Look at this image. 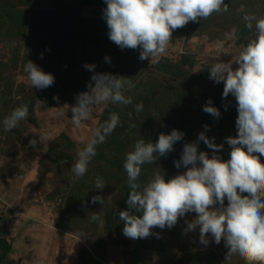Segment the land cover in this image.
<instances>
[{
    "label": "rangeland",
    "instance_id": "rangeland-1",
    "mask_svg": "<svg viewBox=\"0 0 264 264\" xmlns=\"http://www.w3.org/2000/svg\"><path fill=\"white\" fill-rule=\"evenodd\" d=\"M19 1V4L24 3L23 0ZM34 2L38 7L31 15L41 16L46 10H54L57 15L70 13L73 17L76 14L87 22L102 20V10L106 7L102 0H92V3L84 0ZM225 3L228 4V11L214 12L204 20L198 18L173 30L167 51L154 57L155 62H150V58L140 60L139 48H125L138 54L139 63L135 74H121L134 83V87L125 93L148 84L159 86L162 91L161 97L146 98V112L138 114L134 110L135 99L128 105L107 102L95 106L79 128L73 125L70 111L76 100H70L68 96L65 100L50 102L39 95L40 92L31 86L23 71L25 63L31 60L23 38L6 31L0 34V67L6 66L3 73L6 81L4 83V78L0 80V121L19 105L33 109L11 131H5L0 125V238L11 244L10 254L3 264H243L236 258L225 260L227 253L222 244L211 241L206 246L201 244L198 227L184 233L185 219H193L196 215L194 212L179 218L172 228L153 227L152 234L146 238L132 239L125 235L122 239L117 238L114 233L116 229L110 231L104 227L108 212L105 214L94 203H86V196L99 195L97 192L100 189L95 188L93 175L77 178L71 171L77 151L88 142L94 129L106 121L112 111L120 118L117 127H126L124 134L122 130L120 135L121 138L123 135L128 137L125 153L132 150L135 139H141L144 134L158 139V125L155 124L168 114L182 115L183 119L186 117L191 122L182 125L183 119L175 118L169 128L162 130L164 134L173 129L184 133L163 161L158 163L156 160L153 164V175L164 174L165 180L186 170L183 167L177 169L174 165L186 143L195 141L198 151L206 152L209 157L214 154L212 149L194 136L200 132L197 126L200 120H209V126L203 132L214 139L215 144L223 145L215 154L225 161L229 159L230 146L225 138L236 135L235 98L231 94L222 98L223 82L216 84L209 79L208 70L217 60L232 62V67H237L232 60L244 45L255 38V32L245 27L242 17L246 13L264 17V0H225ZM117 62L115 64L121 70ZM54 64L67 66L64 55L59 57V61L54 59ZM129 64L127 61L126 65ZM168 64L183 69L187 77H170ZM130 65H133L132 62ZM132 69H135L134 65ZM79 75V72H75L76 77ZM196 75L200 78L192 80ZM189 76L192 84L187 81ZM185 85H190L191 91ZM201 98L207 102L211 99L221 115L218 118L207 116L208 113L201 108L207 102L203 104ZM179 102L181 106H177ZM116 128L104 143L96 146V155L89 163L93 164L89 172L96 165L110 160V150L120 145L118 140L123 141L121 138H112L115 131L118 132ZM45 130L49 132L47 151H43L44 145L39 143L35 147L31 146L29 141ZM258 166L264 168V162L258 160ZM82 178L87 179L84 180L87 182L81 185ZM93 214H98L102 222L92 221L90 217Z\"/></svg>",
    "mask_w": 264,
    "mask_h": 264
},
{
    "label": "clouds",
    "instance_id": "clouds-1",
    "mask_svg": "<svg viewBox=\"0 0 264 264\" xmlns=\"http://www.w3.org/2000/svg\"><path fill=\"white\" fill-rule=\"evenodd\" d=\"M104 3L102 18L106 21L110 41L121 49L139 48V59L150 58V62L167 51L173 30L198 18L204 20L214 12L228 11L225 0H104ZM242 19L245 27L255 32V38L232 60L237 67L233 68L232 62L217 60L208 70L209 79L216 84L223 82L222 98L229 94L235 98L236 135L225 138L230 146L229 159L225 161L215 154L223 145L215 144L214 139L201 131L198 140L213 150L211 157L198 151L197 143H186L180 158L174 161L177 169L183 167L185 171L168 180L164 174L155 173L141 184L138 181L142 165L154 163L157 157L172 151L174 143L180 141L184 133L177 129L161 133L155 143L138 139L125 154L123 163L129 194L128 207L119 212V217L124 222L122 233L126 237L146 238L152 234L153 227L172 228L179 218L194 212L193 219H185L184 233L198 227L200 243L222 244L227 253L225 260L236 258L243 264H264V168L258 166V160L264 162V17L246 13ZM105 60L110 62V57L105 56ZM84 67L92 71L95 65L85 63ZM23 71L33 88L44 89L54 83V75L31 60L25 63ZM91 80L94 85L89 83V91L79 93L70 108L76 128L81 127L97 105L132 103V97L124 94L134 87L129 77L101 72L94 73ZM53 99L59 102L58 96ZM134 110L143 111L144 104H135ZM28 111L27 105L17 107L0 125L5 131H11L28 117ZM203 111L217 118L221 115L211 99L203 106ZM119 123V115L113 112L94 129L92 137L77 151L71 166L75 177L86 174L96 155V146L104 143ZM48 137L49 132L45 130L29 144L33 147L42 144V150L47 151ZM104 186L105 182L97 178L95 188L99 190ZM96 202L103 204V197L92 196L91 203ZM90 219L100 221L98 214Z\"/></svg>",
    "mask_w": 264,
    "mask_h": 264
},
{
    "label": "trees",
    "instance_id": "trees-1",
    "mask_svg": "<svg viewBox=\"0 0 264 264\" xmlns=\"http://www.w3.org/2000/svg\"><path fill=\"white\" fill-rule=\"evenodd\" d=\"M23 1L24 3L19 4V0H16V2H12L11 0H0V34L6 31L11 32L12 35L21 36L25 43L26 53L31 60L45 72L54 75L55 80L52 85L45 89L36 88V91L40 92L38 94L47 98L50 102H56V100L53 99L54 96H58L59 99L64 100L70 96V100H76L75 98L79 93L85 92L88 89L87 85L89 83L94 84V81L91 80L94 73L110 72L115 75H121L129 72V75H132L135 70L139 69L136 67V65L139 64L137 59L138 54L135 51L121 49L114 42L110 41L107 35V24L104 19L87 22L81 20L76 14L73 17L70 13L57 15L54 10H46L41 16L36 14L31 15V12L36 10L38 6L35 4L34 0ZM84 1L86 3H92V0ZM102 3H104V0H102ZM61 55H64L67 66L59 67L54 64V59L59 61ZM105 56L110 57V62L105 60ZM116 59H118V62L116 61L118 65L122 67L121 70H119L117 64H115ZM127 61H129L130 64L132 62L135 69H132L133 65H126ZM71 63L72 65H70ZM85 63L94 64L95 68L89 71L84 67ZM5 68L6 66L0 67V80L4 78V83L6 81V76L5 74L3 75V73H5ZM116 69H118V72ZM167 69L170 77L173 79L187 77V73H185L183 69L172 66V64H168ZM75 72H79L80 75L76 77ZM197 77H199V75L193 76L192 80L195 81ZM187 79L188 83L192 84L193 81L191 82V76ZM204 80L205 78L202 79V81ZM185 86L191 91L190 85ZM170 88L171 87H169L168 90H170ZM125 95L135 99L134 105L142 102L145 108L142 112H146L148 107L146 98L150 96L161 97L162 91L159 86L148 84L143 88L126 92ZM200 100V102L203 101V104L207 102L204 98ZM31 105L33 106L32 103ZM181 105L180 102L177 104V106ZM19 106H23V104ZM201 108H203V105H201ZM28 110H30V112L33 111L30 107H28ZM113 112L114 111H112V113ZM207 116L212 118V115L209 113ZM175 118H180L182 120L183 116L168 114L167 117L159 119L155 124L158 125L156 129L157 134L160 135L164 132L162 130L169 128L171 122ZM121 122L125 123L123 120H121ZM188 123L191 124L185 117L182 125ZM197 126L200 132L204 131L209 126V120H200ZM124 128L126 127L123 125L117 127L116 130H118V132L115 131L112 138H121L120 135L122 130L124 134ZM198 134L194 135L197 139ZM121 139L123 141L118 140L120 145L110 150L109 157L111 159L107 160L105 163L96 165L90 172L89 169L92 168L93 164L89 165L90 168L87 169L84 176L87 177L92 174L94 180L101 178L105 182V189H100L97 192L103 197V204H100V202L94 204L97 205L99 209H102L101 211L105 212V214L108 212V218L104 220V227L110 231L116 229L114 232L115 236L122 239L124 237L122 233L124 222L120 219L119 212L127 209L128 205L126 200L129 194L127 174L123 169V163L125 154L131 150L125 153V150L128 148V137L123 135ZM141 139H145L146 142H150L151 140L153 143L157 140L150 134H144ZM65 141H67V139H65ZM136 141L135 139V142ZM200 142L205 144L203 141ZM192 143L196 142L193 141ZM60 144H62V142H60ZM165 157L166 155L159 158L157 157L156 160H158L159 163V161H163ZM153 164L154 163H145L142 165V173L138 182L141 184L146 183L149 177L153 176L155 168ZM84 180L87 179L82 178L81 185L87 182ZM82 187L87 189L86 185ZM91 197L92 196H89L88 198L86 196V199L84 197L83 199L86 200V203H91ZM101 221L102 220H100V222ZM0 250V264H3L11 251V244L4 238H0Z\"/></svg>",
    "mask_w": 264,
    "mask_h": 264
}]
</instances>
